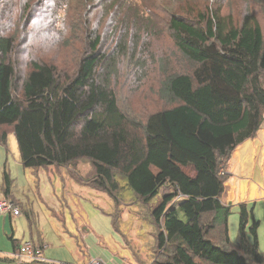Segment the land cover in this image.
Here are the masks:
<instances>
[{
  "label": "trees",
  "instance_id": "1",
  "mask_svg": "<svg viewBox=\"0 0 264 264\" xmlns=\"http://www.w3.org/2000/svg\"><path fill=\"white\" fill-rule=\"evenodd\" d=\"M257 3L264 13V0ZM252 4L245 12L224 13L219 0L200 6L181 1L166 27L183 64L171 71L162 67L157 95L165 107L139 117L122 110L110 88L115 57L101 52L99 34L89 36L72 73L32 59L19 74L16 33H0V126L12 127L22 167L87 159L93 174L85 182L115 202L117 176L144 203L170 186L152 211L155 223H163L155 263L264 264L252 208L238 205L232 243L231 205L220 201L231 153L264 121V31ZM31 6L25 3L27 12ZM0 143L5 145V133ZM11 186L4 172L5 196ZM174 198L177 204L169 207Z\"/></svg>",
  "mask_w": 264,
  "mask_h": 264
},
{
  "label": "rangeland",
  "instance_id": "2",
  "mask_svg": "<svg viewBox=\"0 0 264 264\" xmlns=\"http://www.w3.org/2000/svg\"><path fill=\"white\" fill-rule=\"evenodd\" d=\"M181 1L184 0H115L110 5V0H95V4L90 0H0V25L4 27L0 33L7 34L8 28L12 29L9 33H16L15 51L19 52L21 61L16 68L19 74L28 69L27 63L32 59L51 63L60 72L72 73L88 50L89 36L99 34L101 52L113 53L115 57L110 88L121 109L139 117L165 107L157 95L162 67L171 71L183 64L166 27L169 14L177 10ZM185 1L200 6L211 0ZM219 1L223 2L224 13H232L245 12L251 0ZM26 2L32 4L29 12L24 7ZM257 2L253 0L252 9L260 15L264 31L262 3ZM10 16L15 23L9 22ZM18 25L20 31L16 29ZM123 30L125 50L119 52L118 38ZM12 58L17 59V53ZM107 62V59L102 61V70ZM2 133L6 143H0V199L11 201L22 214L0 216V244H10L8 236L12 231L17 238L24 232L28 234L27 215L32 224L35 222L31 227L33 237L36 231L43 235L46 248L55 260L79 263L78 244L88 248L92 258L104 264H160L155 263L161 253L156 235L163 223L162 220L159 225L155 223L152 211L162 196L172 191L170 186L161 187L157 196L144 203L126 186L124 177L117 176L119 188L115 202L107 193L85 182L93 174L89 160L78 159L64 166L23 168L12 127L0 126V138ZM232 155L229 164L235 166L238 157L236 152ZM4 172L12 180L8 196L3 193ZM232 193L236 195L229 199L232 203L229 219H238L239 209L233 208V203L244 197L239 195L240 190ZM177 200L174 198L169 207L175 206ZM178 216L185 219L181 211ZM257 232L258 249L263 253L264 235Z\"/></svg>",
  "mask_w": 264,
  "mask_h": 264
},
{
  "label": "crops",
  "instance_id": "3",
  "mask_svg": "<svg viewBox=\"0 0 264 264\" xmlns=\"http://www.w3.org/2000/svg\"><path fill=\"white\" fill-rule=\"evenodd\" d=\"M234 152H236V156L238 157V163L235 166L229 164V162L233 158L232 154H234ZM258 167H264V121L253 137L239 144L231 153L226 167L225 169H223V172L226 174L227 179L224 183V190L220 195V201L223 205H231L232 203L231 201H229L230 196L233 197L236 195V193L232 192L240 190L239 195H243L244 198H240L239 203H233V208L238 207L240 203L246 204L247 208H252L254 218L259 221V227L257 231H260V233L264 235V211L263 213H261V210L264 208V169H257ZM21 214L22 212L19 213V215H13L9 213L10 216L15 217H19ZM3 215L5 214H0V216ZM26 220L28 221L27 224L29 225V232L27 235L25 234L26 232H24L17 238L16 233L12 231V233L8 236L10 244H0V248L2 249L0 250V264H11V262H13V264H46L42 262H30L24 258L20 259L16 256L19 250V246L24 240L29 239L38 244L44 243V237L42 234L36 231L37 234L35 238L32 235L33 229L31 227L35 225V222H33L34 224H32V222L29 221L27 215ZM238 222L239 215L238 219L232 218L228 221V232L230 235L229 238L232 241H234L235 236H237ZM235 227L237 228V230ZM11 238L14 241H11ZM74 239H76V237ZM99 241L100 239L98 238V242ZM234 242H236V240ZM77 246L78 251H76V253L78 254L77 258L80 260V262L76 264H84L90 258H92V256L90 255L88 248H85L83 246L81 248L78 244ZM46 250L47 248L44 249V257L46 259L66 262L63 260H55L51 258L53 253L51 252V250H49V252L48 250Z\"/></svg>",
  "mask_w": 264,
  "mask_h": 264
},
{
  "label": "built area",
  "instance_id": "4",
  "mask_svg": "<svg viewBox=\"0 0 264 264\" xmlns=\"http://www.w3.org/2000/svg\"><path fill=\"white\" fill-rule=\"evenodd\" d=\"M13 214V215H19V210L17 208L13 207V204L11 201L7 199L0 200V214ZM47 244L42 243L38 244L33 242L32 240H24L19 246V250L17 253V257L22 259H26L30 262H42L46 264H74V263H67V262H61V261H52L49 259H46L44 257V249H46ZM84 264H104L99 259L96 258H90L87 262Z\"/></svg>",
  "mask_w": 264,
  "mask_h": 264
},
{
  "label": "bare ground",
  "instance_id": "5",
  "mask_svg": "<svg viewBox=\"0 0 264 264\" xmlns=\"http://www.w3.org/2000/svg\"><path fill=\"white\" fill-rule=\"evenodd\" d=\"M39 19V18H38Z\"/></svg>",
  "mask_w": 264,
  "mask_h": 264
}]
</instances>
